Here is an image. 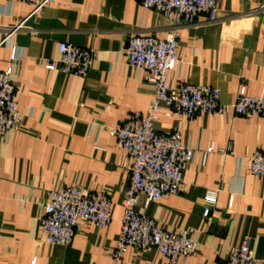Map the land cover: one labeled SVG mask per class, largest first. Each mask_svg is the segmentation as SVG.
I'll list each match as a JSON object with an SVG mask.
<instances>
[{
	"label": "crops",
	"instance_id": "1",
	"mask_svg": "<svg viewBox=\"0 0 264 264\" xmlns=\"http://www.w3.org/2000/svg\"><path fill=\"white\" fill-rule=\"evenodd\" d=\"M261 1L220 0L216 21L199 16L180 27V62L169 85L216 87L224 106L241 88L264 97ZM173 27L136 0H54L39 11L22 0H0V74L12 68L22 114L20 128L0 137V264H169L156 249L130 248L113 258L129 172L127 154L109 130L145 115L155 95L147 73L128 66L129 37L164 39ZM61 42L97 52L87 76L45 68L46 60L59 57ZM161 111L155 129L179 130L195 157L179 195L148 206L140 197L137 211L165 231L195 230L198 246L185 264H219L245 239L264 261V180L247 168V158L264 151V118L230 113L189 120L164 105ZM229 143L232 155L217 151ZM211 148L216 151L208 153ZM72 186L107 192L113 221L105 230L82 223L69 247L49 245L41 230L42 204L47 192ZM213 190L214 205L205 201Z\"/></svg>",
	"mask_w": 264,
	"mask_h": 264
},
{
	"label": "built area",
	"instance_id": "2",
	"mask_svg": "<svg viewBox=\"0 0 264 264\" xmlns=\"http://www.w3.org/2000/svg\"><path fill=\"white\" fill-rule=\"evenodd\" d=\"M39 11L54 0H22ZM148 10L169 19L174 27L164 39L151 35H132L126 47L128 66L144 70L147 79L155 87L154 99L145 115H136L130 121L109 130L119 148L127 154L125 166L129 172V183L124 191L122 225L113 252L118 261L130 248L141 252L156 249L169 264H185L196 250L194 229L188 228L177 234L162 230L157 221L137 211L140 197L146 206L167 196H177L183 186V176L193 162L195 150L182 141L179 130L160 133L155 123L161 106L186 119L198 115H226L230 113L242 118L259 116L264 118V97H253L241 88L231 106L221 104V92L212 86L180 83L171 87L168 76L180 62L178 52L182 26L193 24L199 16L211 22L218 18L220 0H136ZM256 11L264 15V0ZM19 24L14 28H21ZM11 33V34H12ZM9 34L7 38L11 35ZM59 57L48 59L45 68L62 74L85 77L90 72L98 54L95 50L75 46L66 42L59 44ZM16 49L12 57L15 58ZM12 68L0 74V137L18 130L22 122L19 111L18 91L11 80ZM214 148L208 153L215 152ZM219 153L232 155V144ZM250 173L264 180V151H257L247 158ZM208 204L217 202V192L209 191L205 197ZM206 208L204 218L210 216ZM113 221L112 202L105 191H91L82 186L62 187L47 192L42 204L41 230L46 242L52 246L69 247L82 223H91L98 230L107 229ZM219 264H264L255 257L250 240L245 239L231 255Z\"/></svg>",
	"mask_w": 264,
	"mask_h": 264
}]
</instances>
